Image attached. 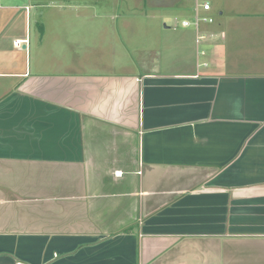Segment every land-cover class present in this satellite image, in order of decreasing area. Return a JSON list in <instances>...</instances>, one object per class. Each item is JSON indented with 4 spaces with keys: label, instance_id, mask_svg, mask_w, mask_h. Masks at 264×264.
I'll return each mask as SVG.
<instances>
[{
    "label": "crops",
    "instance_id": "crops-1",
    "mask_svg": "<svg viewBox=\"0 0 264 264\" xmlns=\"http://www.w3.org/2000/svg\"><path fill=\"white\" fill-rule=\"evenodd\" d=\"M197 1L0 0V264H264V0Z\"/></svg>",
    "mask_w": 264,
    "mask_h": 264
},
{
    "label": "rangeland",
    "instance_id": "rangeland-1",
    "mask_svg": "<svg viewBox=\"0 0 264 264\" xmlns=\"http://www.w3.org/2000/svg\"><path fill=\"white\" fill-rule=\"evenodd\" d=\"M46 1H59V0H46ZM83 0H74V4H75V7H76V10H83L84 9V4H81ZM204 0H198L196 2V4H199V3H202ZM207 2H209L210 4V7L211 9L208 11V12H201L202 15H208V16H211L213 18V22H216L217 21V18L220 16L219 12L220 11H226L228 8H229V4H226L225 0H207ZM15 3H18L19 5H24L26 3H28V0H15ZM129 4H133L130 2V0H128V2L126 3V12L128 13L131 12V11H139L140 7L139 5L137 6H134V5H129ZM196 4H195V7H196ZM80 5V6H79ZM194 7V8H195ZM124 4H123V9H124ZM154 9V11H156L159 15L161 16H167V15H170V17H172V19L170 21H167V22H163L161 23L162 26L164 25H167L170 27V33H173V28L175 29H181L182 25H181V20L183 18H188V19H192V16L190 15H187V14H184L180 11H174V10H171L169 11V13H167V11L163 8L159 9V8H156V7H152ZM163 9V10H162ZM172 13H174L172 15ZM82 14V13H81ZM128 16H130V20L134 23L135 21H143L141 20V18L135 14V13H129ZM144 21H148V20H144ZM211 24V23H209ZM134 26H137V24H134ZM133 26V27H134ZM135 43V42H134ZM165 51H167V53L171 56H174L176 54H179L180 51L174 47L172 48H168V46L165 48H162V51H160V57L162 58L164 55H165ZM137 55V52L135 51L134 53L131 52V56L132 57H135ZM139 55V54H138Z\"/></svg>",
    "mask_w": 264,
    "mask_h": 264
},
{
    "label": "built area",
    "instance_id": "built-area-1",
    "mask_svg": "<svg viewBox=\"0 0 264 264\" xmlns=\"http://www.w3.org/2000/svg\"><path fill=\"white\" fill-rule=\"evenodd\" d=\"M211 9L209 2L203 1L202 3L196 4L195 7V14L192 20H182L181 25L183 27H192L195 28L196 30L199 29L201 24L204 23H212L213 18L208 15H202L201 12H208ZM16 44H21V43H27V39L25 40H16Z\"/></svg>",
    "mask_w": 264,
    "mask_h": 264
}]
</instances>
